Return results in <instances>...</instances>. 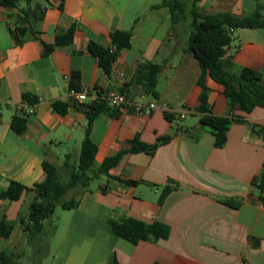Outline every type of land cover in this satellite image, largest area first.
Listing matches in <instances>:
<instances>
[{"label": "crops", "instance_id": "0c3cea01", "mask_svg": "<svg viewBox=\"0 0 264 264\" xmlns=\"http://www.w3.org/2000/svg\"><path fill=\"white\" fill-rule=\"evenodd\" d=\"M36 1L44 18L20 42L14 34L19 11L0 7V194L11 181L31 189L18 201L0 199V219L5 217L13 227L8 239L0 238V254H26L21 220L28 218L35 189L46 178L45 163L61 167L67 154L79 155L89 101L70 107L65 115L53 107L55 101L71 100L73 75H80L81 89L106 98L129 84L139 63L146 61L162 67L158 98L133 89L118 117L98 116L91 129L98 145L96 164L129 150L136 138L146 145L170 139L153 154L127 153L110 171L137 185L107 177L98 186L92 183L79 207L66 212L49 264H264V108L251 113L232 109L224 88L207 75L213 113L241 118L230 125L226 144L218 148L197 110L202 94L199 61L188 45H180L182 32L173 28L161 0ZM200 6L210 14L245 16L256 10L257 1L201 0ZM72 26L73 42L48 53L44 44H54ZM115 31L132 33L131 48L121 52L108 76L88 45L110 47ZM236 33L226 55L234 73L244 67L264 73V29ZM24 94L39 103L29 105ZM152 102L157 108L151 114H137L136 105ZM19 112L27 115L21 134L12 128L14 117L22 116ZM229 200L238 206L226 204ZM127 218L163 223L170 236L133 244L116 236L109 224Z\"/></svg>", "mask_w": 264, "mask_h": 264}, {"label": "trees", "instance_id": "16d2710c", "mask_svg": "<svg viewBox=\"0 0 264 264\" xmlns=\"http://www.w3.org/2000/svg\"><path fill=\"white\" fill-rule=\"evenodd\" d=\"M161 6L169 9L172 17V26L175 30L190 31L187 51L193 54L199 61L202 75L199 85L202 87L200 104L197 108L200 113V123L209 129L215 136V145L224 147L227 141V133L230 125L235 121H241L238 116H216L209 105L208 88L205 83L209 75L216 83L224 88L225 96L230 100L232 109H239L244 113H251L257 107L264 108V73L249 67H244L238 74L233 71V62L227 57V48L234 41L235 31L238 29H264V6L257 1L256 10L245 16H237L231 12L210 14L200 6L201 0H161ZM0 7L16 9L19 14L14 19V34L18 42L20 37L33 33L32 24L41 21L45 12L42 5L36 0H0ZM75 27L72 26L64 35L57 36L52 45L44 44L48 53L56 47L69 45L74 39ZM131 32L115 31L111 34V46L104 47L95 42L88 45L89 52L98 60L99 67L111 76L112 67L122 51L131 48ZM162 67L152 62H140L132 81L124 86L120 92L130 99L133 89L141 91L143 95L157 99V85ZM80 75L75 73L70 81L69 89L80 90ZM24 100L29 105H37L39 99L30 94H24ZM77 103L72 99L63 102L55 101L54 109L61 115H65L70 107H76ZM88 126L79 155L67 154L61 167L46 162V178L35 189L36 196L30 205L29 216L22 219L23 233L27 246L31 247L32 255L47 256L49 253L48 239L55 228L47 227L57 208L64 211L75 210L79 207L83 195L89 191L92 183L102 177L117 179L129 186L138 182L123 181L110 174V171L118 165L124 155L129 152H145L153 154L158 147L166 143L170 137L162 138L156 145H146L139 138L131 141L130 149L122 150L117 156L106 158L97 166L96 156L98 145L91 138V129L94 121L102 113L118 117L121 110L110 106L107 97L98 98L87 105ZM169 120L172 116L166 115ZM26 119L20 115L14 117L12 128L21 134L26 129ZM264 135V129H261ZM264 137V136H263ZM262 188V186H260ZM31 189L11 181L8 189L0 194V199L18 201L25 192ZM170 188H165L166 193ZM226 204L238 206L234 200L226 201ZM109 224L116 236L122 237L133 244L147 240L151 236L156 240L167 239L170 236L169 226L158 221L147 224L134 218H127L123 222L110 220ZM13 227L6 218L0 219V238L8 239ZM258 241L255 240V243ZM27 255L0 254V264H23ZM36 264V263H35ZM114 264H119L116 260Z\"/></svg>", "mask_w": 264, "mask_h": 264}, {"label": "rangeland", "instance_id": "374dc122", "mask_svg": "<svg viewBox=\"0 0 264 264\" xmlns=\"http://www.w3.org/2000/svg\"><path fill=\"white\" fill-rule=\"evenodd\" d=\"M189 34L190 31L186 28L184 32H182V34L179 36L180 37V45L184 46V45H188L189 43ZM238 36V33L234 34V39H236V37ZM77 153H80V149H77ZM101 183V180H97L93 182V186H98ZM67 211H64L61 208H57L53 217L51 218V220H49L47 222V227L49 226H53L55 228L53 234H51V236L48 239V244H49V253L47 256L43 257V256H37V257H32V258H28L32 255V249L31 247H27L26 250V255L27 257L23 259V264H49L50 260H51V253L53 251V248L55 247V245L57 244V238L58 236H60V234L62 233V230L65 227V220L67 218ZM50 250H52L50 252Z\"/></svg>", "mask_w": 264, "mask_h": 264}, {"label": "built area", "instance_id": "2783aa9c", "mask_svg": "<svg viewBox=\"0 0 264 264\" xmlns=\"http://www.w3.org/2000/svg\"><path fill=\"white\" fill-rule=\"evenodd\" d=\"M68 94L70 96V98L76 102L77 104H83L87 101H89L87 104L90 105L92 104L97 98L98 95L90 90L87 89H80V90H74L71 89L68 91ZM107 100L110 104V106L114 109H119V110H123L125 109L128 101L127 98L125 96V94H123L120 91H112L109 93V95L107 96ZM157 108V104L155 102H152L150 104H148L147 106H140V105H136V112L139 115H149L151 114L155 109ZM24 118L27 117L26 114L19 112Z\"/></svg>", "mask_w": 264, "mask_h": 264}]
</instances>
